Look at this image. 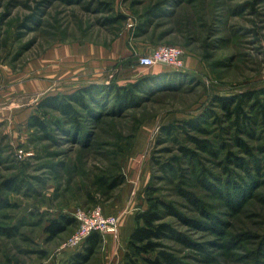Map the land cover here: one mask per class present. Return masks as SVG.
<instances>
[{"label":"rangeland","instance_id":"obj_1","mask_svg":"<svg viewBox=\"0 0 264 264\" xmlns=\"http://www.w3.org/2000/svg\"><path fill=\"white\" fill-rule=\"evenodd\" d=\"M126 44L130 55L123 51ZM160 45L184 50L181 69L164 67L180 76L175 79L181 87L156 91L96 126L92 114L78 107L82 133L55 110L48 111L49 136L29 125L45 98L109 83L121 61L109 58L114 46L123 56L133 55L123 77L161 72V65L139 63ZM48 70L63 77H50ZM157 83L153 77L149 90ZM241 95L253 98L244 103L251 119L235 125L218 100ZM258 100L264 103V0H0V107L12 108L0 121V264H70L82 249L66 246L78 224L50 239L47 221L89 208L82 183L89 186L121 156L126 182L110 201L95 194L94 205L105 212L126 198L116 214L120 225L115 234L101 235L88 264H124L129 236H121V222L147 207L145 187L154 175H164L161 163L173 156L183 159L184 175L176 184H186L200 201L156 179L160 194L177 208L164 218L175 229L164 241L175 258L164 264H264V122ZM195 137L208 140V150L196 148L197 157H184L181 148L193 150ZM204 167L207 184L192 173ZM13 177L18 188L8 190ZM8 227L15 228L13 235Z\"/></svg>","mask_w":264,"mask_h":264},{"label":"trees","instance_id":"obj_2","mask_svg":"<svg viewBox=\"0 0 264 264\" xmlns=\"http://www.w3.org/2000/svg\"><path fill=\"white\" fill-rule=\"evenodd\" d=\"M131 57L121 59L114 68H116L114 75L110 78L109 83L96 84L92 83L86 87L80 88L72 94H63L57 96H50L45 98L39 103L38 114L31 117L29 125L37 128L42 134L49 136L52 131L51 122L47 119L50 110L61 112L64 116H69L72 119V128L82 133L83 121L80 118V111L78 107L83 108L87 113L92 114L95 121L101 123L105 118L120 117L126 113L129 108L138 107L144 100L150 98L156 91L174 90L181 87V83L177 82L175 77H180L176 72L167 71L163 69L161 72H146L143 75L135 76V79L129 77H123L124 69H127L131 64ZM130 62V63H129ZM166 65H164L165 67ZM122 74V76L120 75ZM180 75V74H179ZM158 81L157 86L149 90V83L152 79ZM167 79V80H166ZM167 82V83H165ZM164 83V84H163ZM151 91V92H150ZM251 99L246 98V95L237 96L234 98L219 99V103L226 111L227 119L229 122L234 121L235 125L242 124L243 121L251 119L247 115L244 109L245 101ZM258 103L263 108L260 117L264 122V103L258 100ZM261 108V109H262ZM88 120H91L88 119ZM62 120H58L57 123L61 124ZM192 124V121L185 122ZM174 124L171 123L167 126L172 128ZM199 129V128H198ZM71 131H73L71 129ZM173 131V130H172ZM203 131V130H202ZM170 132V131H169ZM172 133V132H171ZM135 137V136H134ZM196 147L192 150L190 148H181L182 155L184 157L192 156L197 157V149L208 150V140L194 138ZM116 156V155H115ZM124 156L113 160V168L104 170L101 174H97L93 177L90 185L82 184L85 187L84 193L86 200L88 201L89 208L91 209L99 201L96 200L95 194L102 196L105 202L110 201L113 198V192L126 182V174L123 169ZM160 163V162H159ZM177 164L179 167L175 166ZM183 164V159L180 156H173L164 165L161 163L160 171L164 173L163 176L154 175L152 180L147 184L144 190L146 201L148 203L146 208L138 210L135 214V226L128 237L127 244L124 252V264H164L168 261L172 262L175 256L168 252V248L164 243L165 239H170L169 234L171 231H175L173 224L164 221L166 213L176 211L175 200L165 199L160 191L163 188L156 185L157 178L159 182H167L172 184V187H178V192L188 200H192L198 203L200 200L193 191L188 192L186 188H183L181 181L176 184V181L184 175L183 169L180 166ZM182 171V173H179ZM207 170L194 169L192 173L197 177V182L207 177ZM177 179V180H176ZM208 180H205V184ZM17 178H10L6 182V188L13 190L18 188ZM231 186L232 184H228ZM232 187L227 188L229 191ZM190 194V195H189ZM195 197V198H194ZM196 206H200L196 204ZM202 209V207L200 206ZM78 224L77 219L74 216H68L60 214L56 217L48 219L45 226V232L50 239H53L66 232L73 224ZM8 235H13L15 228H4ZM13 232V233H12ZM100 232H93L85 242L81 245L82 249L75 253L70 264H88L92 257L98 251V247L102 243V237ZM79 246V247H81ZM78 247V248H79ZM261 252H264V242L262 244ZM77 248V249H78Z\"/></svg>","mask_w":264,"mask_h":264},{"label":"built area","instance_id":"obj_3","mask_svg":"<svg viewBox=\"0 0 264 264\" xmlns=\"http://www.w3.org/2000/svg\"><path fill=\"white\" fill-rule=\"evenodd\" d=\"M139 63L142 67L166 65L181 69L184 66V50L176 45H160L152 49L149 54L140 56ZM74 217L78 221V228L66 243L70 249L81 246L93 232L115 234L120 225V217L107 215L101 206L90 210L78 208Z\"/></svg>","mask_w":264,"mask_h":264},{"label":"crops","instance_id":"obj_4","mask_svg":"<svg viewBox=\"0 0 264 264\" xmlns=\"http://www.w3.org/2000/svg\"><path fill=\"white\" fill-rule=\"evenodd\" d=\"M125 51V53L127 54H132V50L129 49V47L127 46L126 44V48L123 50ZM123 51H119L115 46L111 49H109L108 53H109V58L110 59H113L114 62L116 63L118 60L120 59H124L122 57H127V56H123ZM113 62V63H114ZM157 70H163L165 69L164 68V65H161V66H157ZM102 69V68H101ZM166 70V69H165ZM48 73H50V77H53L55 75V77H63V72L59 73L58 70H48ZM11 105H9L7 107L5 106H2L0 107V121L2 120H5L8 116L12 115L10 114L9 112V109L11 110L12 108H10ZM126 194H122V196L124 197ZM126 205V198L122 199L121 200V203L119 204H116L115 208L113 209H110V210H105L106 213H109V214H114L116 215L117 213H120L121 211H123V208L124 206ZM134 226H135V214H129V215H126L124 216L122 222H121V226H120V234L122 237H125L127 238L128 236H130V234L132 233L133 229H134Z\"/></svg>","mask_w":264,"mask_h":264}]
</instances>
